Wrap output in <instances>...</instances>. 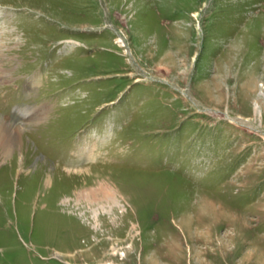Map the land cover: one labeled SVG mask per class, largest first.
Listing matches in <instances>:
<instances>
[{"label": "rangeland", "instance_id": "1", "mask_svg": "<svg viewBox=\"0 0 264 264\" xmlns=\"http://www.w3.org/2000/svg\"><path fill=\"white\" fill-rule=\"evenodd\" d=\"M0 123V264H264V0H0Z\"/></svg>", "mask_w": 264, "mask_h": 264}, {"label": "bare ground", "instance_id": "2", "mask_svg": "<svg viewBox=\"0 0 264 264\" xmlns=\"http://www.w3.org/2000/svg\"><path fill=\"white\" fill-rule=\"evenodd\" d=\"M34 114L36 115L35 117H37L39 119L44 116V112L42 109L35 110ZM19 139H21L20 130H18L16 128L13 129L8 124L0 123V149L3 151V154L5 156H10L12 153H14L13 149L16 147H15V145H13V143L19 142ZM88 157H89V155H87V158ZM22 164H23V162H22ZM22 164H21V169L23 170ZM46 184H49V180H46ZM86 193L87 194L84 196L90 202L97 201V197H101V200L100 199L99 200L100 201H106L107 203L110 200L113 201L116 199L115 198L116 193L114 192L112 187L105 185V184H101V186L97 190L87 191Z\"/></svg>", "mask_w": 264, "mask_h": 264}]
</instances>
